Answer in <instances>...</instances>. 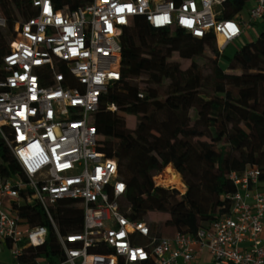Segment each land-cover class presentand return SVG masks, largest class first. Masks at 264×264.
I'll list each match as a JSON object with an SVG mask.
<instances>
[{"label":"built area","instance_id":"built-area-1","mask_svg":"<svg viewBox=\"0 0 264 264\" xmlns=\"http://www.w3.org/2000/svg\"><path fill=\"white\" fill-rule=\"evenodd\" d=\"M229 1L92 0L69 11L57 9L55 0H32L35 15L16 21L0 68V142L18 166L5 173L0 157V264H190L204 252L215 264H264L258 166L230 174L231 211L209 228L159 235L147 221L130 219L118 159L101 150L95 125L103 95L122 80L121 38L136 17L157 30L213 36L224 54L264 23V0H247L246 17L219 19L217 8ZM6 28L0 14V29ZM159 173L154 182L164 187ZM64 200L83 210L79 233L60 230L54 209ZM34 207L57 238L54 263L42 251L50 228L24 215Z\"/></svg>","mask_w":264,"mask_h":264},{"label":"trees","instance_id":"trees-1","mask_svg":"<svg viewBox=\"0 0 264 264\" xmlns=\"http://www.w3.org/2000/svg\"><path fill=\"white\" fill-rule=\"evenodd\" d=\"M91 1L55 3L57 9L74 11ZM246 5L247 0H230L219 19L235 18ZM0 8L7 20V28L0 29L1 68L18 17L28 19L35 12L32 0H0ZM121 47L122 80L103 95L95 113V125L103 137L101 150L118 159L131 220L146 221L149 213H166L164 226L172 230L170 235H194L230 213V196L236 192L231 173L256 165L264 180V32L235 55L227 70L221 66L223 54L213 36L197 39L180 29H153L142 17L125 29ZM207 48L215 57L208 76L196 62ZM175 55L191 60L190 68L182 70L179 63H172ZM142 81L145 89L139 87ZM112 105L115 111L109 109ZM192 110L197 117L194 122L189 115ZM127 116L137 119L134 129L127 127ZM0 157L5 173L18 171L1 142ZM169 165L183 177L184 193L156 186L154 176L159 171L162 184L177 179ZM24 215L50 228L42 251L54 263L60 247L46 215L38 207ZM54 216L64 233L81 231L83 210L72 200L59 201Z\"/></svg>","mask_w":264,"mask_h":264},{"label":"rangeland","instance_id":"rangeland-1","mask_svg":"<svg viewBox=\"0 0 264 264\" xmlns=\"http://www.w3.org/2000/svg\"><path fill=\"white\" fill-rule=\"evenodd\" d=\"M248 8H249V6L247 5L245 7L243 13L246 14ZM217 11L218 12H222L223 11V7H218ZM0 14L4 15L3 11L1 10V8H0ZM22 19H23V17H21V16L18 17V20H22ZM263 32H264V23H260V24L255 25L254 29L251 30V31H248L241 39L232 42L226 48L224 54L221 57V60H220L221 66L225 70H227L230 67L235 55L238 52H240L244 48V46H246L247 44H249L251 42L256 41L258 39V37ZM213 60H215L214 54H213V52L211 51L210 48H207L206 52H205V55L202 58L197 59L196 62H197V64L199 66L204 68V73H205V75L208 76V75L212 74ZM171 62L172 63H179L182 70H187L188 68H190V66L192 64L191 60L182 59L178 55H175L172 58ZM236 73L240 74V72H236ZM139 87L141 89H145L146 88L145 82L142 81L139 84ZM189 115L191 117V120L194 122L196 120V118H197L196 117V112L194 110H192ZM126 119H127V127L129 129H134L136 124H137V119L134 116H127ZM200 140L209 142V139H207V138H202ZM169 166H171L175 170V172H176L175 176L178 174L177 177H176L177 179L175 181H172V182L168 183L165 186L163 184H161V185H163L164 188H176L177 190L179 189L182 192L185 191L187 186H186V183H185L183 177L178 173V171L173 167V165H169ZM176 183L180 184V186H176L175 185ZM168 217H169V215L166 214V213L152 212V213L148 214V216L146 218V221L149 223V225L151 226L152 229H154V230H156L158 232H161L163 235H170V234H172V230H170L169 228L164 226L165 222H166V219ZM7 256H8L7 254L3 255L4 260L8 262L9 258H7ZM0 258L3 259L2 257H0Z\"/></svg>","mask_w":264,"mask_h":264},{"label":"crops","instance_id":"crops-1","mask_svg":"<svg viewBox=\"0 0 264 264\" xmlns=\"http://www.w3.org/2000/svg\"><path fill=\"white\" fill-rule=\"evenodd\" d=\"M245 17H246V14H245ZM260 24V23H259ZM247 33V32H246ZM245 33V34H246ZM244 34V35H245ZM243 35V36H244ZM169 218V217H168ZM167 218V219H168ZM166 219V220H167ZM181 264H184V263H181ZM190 264H215V262L213 261L211 255L208 253V252H204L202 253L195 261H193L192 263Z\"/></svg>","mask_w":264,"mask_h":264},{"label":"bare ground","instance_id":"bare-ground-1","mask_svg":"<svg viewBox=\"0 0 264 264\" xmlns=\"http://www.w3.org/2000/svg\"><path fill=\"white\" fill-rule=\"evenodd\" d=\"M178 178H179V177H178ZM157 181H158L160 184H162V183L159 181L158 177H157ZM163 185L165 186V185H167V184H163Z\"/></svg>","mask_w":264,"mask_h":264}]
</instances>
